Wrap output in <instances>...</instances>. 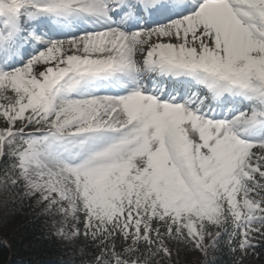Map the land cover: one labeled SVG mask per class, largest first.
<instances>
[{
    "label": "snow or ice",
    "instance_id": "snow-or-ice-1",
    "mask_svg": "<svg viewBox=\"0 0 264 264\" xmlns=\"http://www.w3.org/2000/svg\"><path fill=\"white\" fill-rule=\"evenodd\" d=\"M0 187L87 264L259 261L264 0H0Z\"/></svg>",
    "mask_w": 264,
    "mask_h": 264
},
{
    "label": "trees",
    "instance_id": "trees-1",
    "mask_svg": "<svg viewBox=\"0 0 264 264\" xmlns=\"http://www.w3.org/2000/svg\"><path fill=\"white\" fill-rule=\"evenodd\" d=\"M37 201L36 196L5 192L0 187V264H87L90 242L57 236L59 214ZM176 247L180 250L173 264H204L199 252L182 246H174V251ZM208 264H230V256L218 251L208 257ZM248 264H264V255Z\"/></svg>",
    "mask_w": 264,
    "mask_h": 264
},
{
    "label": "rangeland",
    "instance_id": "rangeland-1",
    "mask_svg": "<svg viewBox=\"0 0 264 264\" xmlns=\"http://www.w3.org/2000/svg\"><path fill=\"white\" fill-rule=\"evenodd\" d=\"M139 58V57H138ZM168 87H170V84L168 85Z\"/></svg>",
    "mask_w": 264,
    "mask_h": 264
}]
</instances>
